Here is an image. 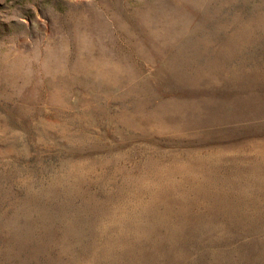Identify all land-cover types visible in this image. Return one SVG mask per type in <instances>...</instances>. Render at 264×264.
<instances>
[{
  "label": "rangeland",
  "instance_id": "obj_1",
  "mask_svg": "<svg viewBox=\"0 0 264 264\" xmlns=\"http://www.w3.org/2000/svg\"><path fill=\"white\" fill-rule=\"evenodd\" d=\"M0 264H264V0H0Z\"/></svg>",
  "mask_w": 264,
  "mask_h": 264
}]
</instances>
